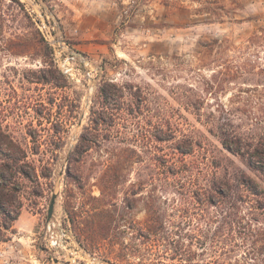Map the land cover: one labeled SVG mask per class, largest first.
<instances>
[{
    "label": "rangeland",
    "instance_id": "1",
    "mask_svg": "<svg viewBox=\"0 0 264 264\" xmlns=\"http://www.w3.org/2000/svg\"><path fill=\"white\" fill-rule=\"evenodd\" d=\"M19 1L0 0V115L22 140L43 128L53 173L43 195L23 191L0 264H264L260 210L207 201L220 146L209 130L264 126V0ZM50 62L66 87L36 82ZM104 81L132 84L147 101L129 142H100L70 163ZM158 121L177 128L188 155L170 142L149 150Z\"/></svg>",
    "mask_w": 264,
    "mask_h": 264
},
{
    "label": "trees",
    "instance_id": "2",
    "mask_svg": "<svg viewBox=\"0 0 264 264\" xmlns=\"http://www.w3.org/2000/svg\"><path fill=\"white\" fill-rule=\"evenodd\" d=\"M11 1L22 5L19 0ZM23 9L25 8L23 7ZM24 12L28 21L34 25L30 14ZM36 31L41 35L38 28ZM42 40L52 54V48L47 40L44 38ZM55 72H60V70L55 67L54 62H50L49 67L47 64L40 72H35L36 74L42 73L37 76L36 82L52 83L58 88L66 87V85L57 82L59 77L55 75ZM262 72L264 73V70ZM62 76L64 79V75ZM134 87L132 84L120 85L112 81H104L100 84L96 100L91 105V125L80 134L78 143L70 157V163L73 160H81L100 142H113L114 140L119 145L129 142V125L133 119L138 118V114L143 110L144 101H147ZM68 101V106L72 107L70 109L74 115L72 117L76 118L80 101L73 97H70ZM39 105L47 106L44 102H40ZM157 124L162 128L158 134L150 133L151 139L147 145L149 150L158 147V143L170 142L173 144L170 148L183 155L190 153L184 149L181 143L175 141L178 137V130L171 122L165 125L167 126L166 130H164V123L158 121ZM242 128L243 126L238 124L232 129H225L221 126L217 130L218 126L215 124L209 130L216 136L220 146L215 143L212 146L214 153L211 160L213 176L210 189L212 197H209L207 201L213 206L226 199L230 201L231 206L237 201L252 204L253 208L260 210L264 220V126H253V128L245 130ZM42 129L35 126L29 127L25 132L28 139L22 140L7 126H3L0 115V241L6 240L7 232L12 229L14 222L21 215L24 205L23 191L30 188L35 196H41L45 190L44 183L47 186L52 185L53 169L50 161L48 162L46 156H41V154L47 155L48 152V148L43 149L45 142L40 138ZM193 145L202 146V142L196 141ZM128 150L136 152L132 148H123L121 152H128ZM226 151L232 156L238 157L241 164L245 165L254 176L238 165L229 155L227 156ZM153 154L157 155L154 151ZM161 158L158 156L155 160L160 161ZM111 166L110 163L103 166L104 175L111 169ZM168 174L174 175L175 172L169 170ZM235 186L237 188H233ZM234 190L238 194L236 197L233 196ZM244 191L248 194L246 197H244ZM253 220L259 221V219ZM260 233L264 242V228ZM254 234L252 233V235Z\"/></svg>",
    "mask_w": 264,
    "mask_h": 264
},
{
    "label": "water",
    "instance_id": "3",
    "mask_svg": "<svg viewBox=\"0 0 264 264\" xmlns=\"http://www.w3.org/2000/svg\"><path fill=\"white\" fill-rule=\"evenodd\" d=\"M48 12L50 14H52L50 10H48ZM81 123H82V120L79 121V124H81ZM57 197H58V194L57 193H53L52 198H51V202H50V205H49V209H48V219H51L52 216H53Z\"/></svg>",
    "mask_w": 264,
    "mask_h": 264
},
{
    "label": "built area",
    "instance_id": "4",
    "mask_svg": "<svg viewBox=\"0 0 264 264\" xmlns=\"http://www.w3.org/2000/svg\"><path fill=\"white\" fill-rule=\"evenodd\" d=\"M51 238H52L51 243L54 244V245L57 244V242H56L57 241V235L52 234Z\"/></svg>",
    "mask_w": 264,
    "mask_h": 264
},
{
    "label": "bare ground",
    "instance_id": "5",
    "mask_svg": "<svg viewBox=\"0 0 264 264\" xmlns=\"http://www.w3.org/2000/svg\"><path fill=\"white\" fill-rule=\"evenodd\" d=\"M61 165H62V164H61ZM52 226H53V224H52V223H50V224H49V227H52Z\"/></svg>",
    "mask_w": 264,
    "mask_h": 264
}]
</instances>
